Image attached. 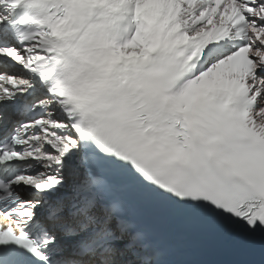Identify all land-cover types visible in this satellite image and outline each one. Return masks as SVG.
I'll return each instance as SVG.
<instances>
[{
  "label": "snow or ice",
  "instance_id": "1",
  "mask_svg": "<svg viewBox=\"0 0 264 264\" xmlns=\"http://www.w3.org/2000/svg\"><path fill=\"white\" fill-rule=\"evenodd\" d=\"M0 264H264V0H0Z\"/></svg>",
  "mask_w": 264,
  "mask_h": 264
}]
</instances>
